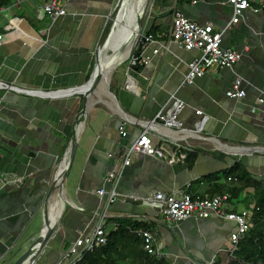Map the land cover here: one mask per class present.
Instances as JSON below:
<instances>
[{
  "label": "crops",
  "instance_id": "0c3cea01",
  "mask_svg": "<svg viewBox=\"0 0 264 264\" xmlns=\"http://www.w3.org/2000/svg\"><path fill=\"white\" fill-rule=\"evenodd\" d=\"M139 1L66 0L65 14L53 20L35 0H14L0 12V264H13L47 217L52 233L23 264H56L93 229L105 205L96 190L110 188L105 175L143 130L166 154L179 149L196 156L167 163L133 153L116 185L127 198L107 206L105 231L118 220L147 223L170 264H215L228 252L233 221L167 222L156 208L128 197L203 193L209 188L204 178L236 160L252 177L264 178V104L257 102L264 98V0H249L258 10L245 9L233 21L226 0H148L146 10L145 0L138 10ZM174 8L196 23L225 28L220 45L239 51V60L184 82L199 51L170 38ZM149 30L150 60L134 67L130 60ZM235 78L242 98L225 95ZM172 101L183 104L178 126L155 118ZM196 109L206 116L200 131ZM242 209L237 202L226 210Z\"/></svg>",
  "mask_w": 264,
  "mask_h": 264
},
{
  "label": "built area",
  "instance_id": "2783aa9c",
  "mask_svg": "<svg viewBox=\"0 0 264 264\" xmlns=\"http://www.w3.org/2000/svg\"><path fill=\"white\" fill-rule=\"evenodd\" d=\"M66 0H35L38 9L43 11L48 18L55 19L65 14L64 3ZM226 3L232 7L231 21L241 15L245 9L257 11V8H251L249 0H226ZM11 6V5H10ZM10 6L0 7V12L9 9ZM169 35L170 38L185 50L197 49L199 55L191 59L186 65L184 82L192 83L194 79L202 76L211 67L231 68L240 58V52L234 48H223L220 45L223 29H214L210 23L199 24L185 17L178 9L174 8L171 13ZM143 46L140 50L139 57H132L130 64L133 66L136 62L145 65L150 60L148 54V45L154 41V36L150 33L143 34ZM152 54L157 52L153 49ZM24 92H31L22 90ZM59 90L47 93L57 95ZM229 98H242L245 91L241 86V79L235 78L230 87L225 91ZM258 103L264 104V98H258ZM179 101H172L171 105L159 111L155 118L162 121L165 125L178 126L176 114L182 107ZM195 114L199 119L195 124V130H201L206 120L201 110L196 109ZM119 133L125 135L124 130L120 127ZM163 145V143H162ZM143 153L148 156L160 158L167 163L179 162L184 159V154L177 149L176 152L166 154L159 145L153 142L147 130L141 131L138 136L123 148L119 158L115 162V167L111 169L104 177L103 181L110 185V188L100 187L96 190L99 197H104V207L98 214L97 221L93 229L88 234H80L63 252L61 259L56 264H76L87 252L92 251L95 247L103 245L106 242L105 231V213L107 206L120 197L116 190V185L121 168L129 165L133 153ZM110 156V155H109ZM64 162V161H63ZM68 167L65 162L60 168L62 173ZM11 181L20 182L21 179H12ZM189 184L186 185L188 187ZM130 200L139 201L140 203L156 208L160 215L167 222H179L188 218H223L235 223V229L229 234L228 254L231 255L239 239L249 228V212L242 209L238 212L227 211L229 205L228 195L226 193H217L212 196L203 195L199 192H189L180 190L172 193L154 191L144 197H128ZM134 232L142 239V249L147 254L154 257H162V252L158 244V234L153 228L136 229ZM214 264V262H212Z\"/></svg>",
  "mask_w": 264,
  "mask_h": 264
},
{
  "label": "trees",
  "instance_id": "16d2710c",
  "mask_svg": "<svg viewBox=\"0 0 264 264\" xmlns=\"http://www.w3.org/2000/svg\"><path fill=\"white\" fill-rule=\"evenodd\" d=\"M14 0H0L7 7ZM148 33L152 34L149 30ZM153 35V34H152ZM138 62L133 65L138 67ZM195 152H187L185 160L191 162ZM209 188L201 196L226 193L231 205L244 203L249 212V228L237 242L231 255L224 254L215 264H264V178H254L238 160L229 167L204 178ZM114 229L106 232V242L95 247L76 264H170L165 257H154L142 249V239L134 230L152 228L145 222L118 220Z\"/></svg>",
  "mask_w": 264,
  "mask_h": 264
},
{
  "label": "water",
  "instance_id": "95a60500",
  "mask_svg": "<svg viewBox=\"0 0 264 264\" xmlns=\"http://www.w3.org/2000/svg\"><path fill=\"white\" fill-rule=\"evenodd\" d=\"M146 34V33H144ZM143 35L142 37L140 38V42H139V45H138V48H137V51L134 53V57H139L140 55V50L143 46ZM86 92H88V90H86ZM49 218L47 217L46 220H45V229L42 230V232L40 233V235L28 246V248L23 251L21 253V255L13 262V264H23L26 260H28L32 253L34 252V250L36 249V247L38 246H41L44 241L47 240V238L50 236V234L52 233L53 231V227L50 226V223H49Z\"/></svg>",
  "mask_w": 264,
  "mask_h": 264
},
{
  "label": "bare ground",
  "instance_id": "6f19581e",
  "mask_svg": "<svg viewBox=\"0 0 264 264\" xmlns=\"http://www.w3.org/2000/svg\"><path fill=\"white\" fill-rule=\"evenodd\" d=\"M142 2H143V0H140L139 2H138V10L140 9V5H142ZM119 7V6H118ZM141 11V10H140ZM117 14V13H116ZM134 22V21H133ZM132 32V31H131ZM133 34V33H132ZM129 37V36H128ZM127 56V55H126ZM120 59V58H119ZM123 59V58H122ZM113 60V59H112ZM121 61V60H120ZM117 64V63H116ZM104 67V66H103ZM108 68V67H107ZM54 203V202H53ZM52 211V210H51ZM53 216H54V214H53ZM53 219V218H52ZM55 219V218H54ZM44 230V229H43Z\"/></svg>",
  "mask_w": 264,
  "mask_h": 264
},
{
  "label": "rangeland",
  "instance_id": "374dc122",
  "mask_svg": "<svg viewBox=\"0 0 264 264\" xmlns=\"http://www.w3.org/2000/svg\"><path fill=\"white\" fill-rule=\"evenodd\" d=\"M148 4V0H145V3H144V9L146 10V6Z\"/></svg>",
  "mask_w": 264,
  "mask_h": 264
}]
</instances>
